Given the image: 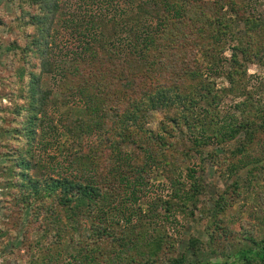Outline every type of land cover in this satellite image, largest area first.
<instances>
[{
  "label": "rangeland",
  "instance_id": "rangeland-1",
  "mask_svg": "<svg viewBox=\"0 0 264 264\" xmlns=\"http://www.w3.org/2000/svg\"><path fill=\"white\" fill-rule=\"evenodd\" d=\"M59 1L63 14L62 19L57 21L56 39L51 50L53 71L50 74H43L42 59L36 54L32 43L37 30L29 23L30 18L41 10L38 5L31 4V0H0V264H33L38 259L41 261L42 254L34 247L39 242L46 246L52 245L55 233L60 231L55 227V223L50 222L52 218L48 217L45 210L36 219L38 203L33 202L31 205L33 208L27 210L20 205L21 190L14 188L13 183L21 181V177L7 172V169L17 161L19 153L24 155L33 167L36 163L45 166L44 179H47L78 171L79 166L76 163L78 158L90 154V146L93 145L96 151L97 148L100 149L97 157L92 158L94 168L97 165L96 169L100 175L105 176L109 166L116 160V155L114 156L107 143L109 137L111 139L114 137L116 143L120 144L123 158L130 161L138 171L131 172L132 177L138 176L139 185L136 192L132 195L126 190L123 192L124 197H121L124 204L137 214L133 216L135 224L126 229L128 237L131 239L138 237L143 242V238L151 241L165 235L170 242L163 248V251L168 250L170 253L167 251L168 254L164 257L162 251L158 264H167V257L178 256L187 251L189 264H214L224 261L232 256L236 249L245 246L249 236L261 240L264 237V133L259 136L247 154L237 156L233 153L240 146L238 140L219 144L209 139L221 136L218 129L226 126L228 123L226 119L239 115L236 105L246 99L251 98L257 107L264 110V30L255 32L252 38L254 47L250 54L256 52L259 57L246 58L238 52L241 67L247 70V94H241L243 93L241 87L238 92L230 91L232 85L225 76V72L227 75L233 70L234 47L246 49L251 46L245 23L240 21L252 14L264 20V0H237L240 4L236 10L237 16L229 12L231 0H226L222 15L238 21L239 24L233 28L232 34L223 33L220 40L212 41L211 36H207V43L203 49L210 50L207 55L203 52L198 53L192 47L186 49L176 39L168 37L166 40L160 34L156 36L159 41L148 53L152 63L160 62L161 57L170 63L185 61L191 64L199 61L193 67L201 66L203 69L210 66L212 61L218 62L222 59L217 74H204L205 83L215 85L213 98L219 96L221 100L208 105L212 102V96H205L208 94L207 89L196 87L197 83L189 82L184 85L183 82H179L181 92L185 95L190 93L189 97H194L193 105L188 101L186 102L188 107H184L183 103L178 102L174 104L172 110L159 109L148 112V120L143 122L142 127L146 133L151 132L157 137L155 142H149L150 144L144 141L145 146L150 149L149 152L139 149L138 145L129 144V141L120 142L119 130L111 118L106 120V126L99 138L92 135L87 139L78 128L80 123L75 121L84 120L88 111L85 105H81L79 95L69 88L70 83L64 82V78L73 67L71 60L75 59L76 51H81V44L85 46L88 39L82 43L78 42V36L73 34L74 30L71 33V29L75 24L90 29L93 26V30L90 31L99 36V42L104 41L107 37L106 31L104 32L99 22L91 25L94 23L92 21L99 15L102 17V14L120 12L118 8L111 9L108 0ZM111 1L128 8L125 0H109ZM179 1L187 3L186 0ZM206 10L208 13L213 12L207 7ZM107 20L108 18L105 19ZM194 41L198 45L202 44L200 38H195ZM121 54L120 58L112 54L110 59L116 58L112 62L109 58L104 59V56L96 59L98 67L101 65L104 71H107L103 81L97 79V83L103 82L105 88L110 89L105 97L107 101H104V109H113V105L119 103L118 95L123 93L126 83L131 80V77H128L131 61L126 59L125 53ZM209 54L211 56L208 57ZM118 59L121 60V65H117ZM126 60L129 63L122 65ZM140 68L143 72L147 70L141 63ZM25 69L27 77L20 79V74ZM65 69L69 70L65 72ZM138 71L141 72V69ZM32 73L41 77L38 79L39 86L44 92L51 94L44 108L38 107L28 92ZM113 73H118L119 79L113 77L111 75ZM147 78L150 79L149 75L144 77V80ZM161 80L168 86L173 84L166 79ZM182 112L186 113L190 126L184 121ZM36 113L39 117L37 119L34 116ZM173 119H178L176 124L172 123ZM213 121L217 124L216 127L213 126ZM65 127H74L75 137L66 135ZM130 131L137 138L141 136L139 129ZM28 132L33 139L28 137ZM161 137L167 145L158 144ZM195 140L201 143L200 146H195ZM149 153H153L154 157L150 158ZM257 160H262L260 167L251 171ZM87 171L93 172L89 169ZM25 173L31 181L40 179L38 177L40 171L37 168L27 170ZM191 175H195L199 182L197 184L205 188L204 194L197 197L198 200L195 202L188 201L191 197L189 190L192 189L194 181ZM25 182L29 185L28 181ZM236 184H239V188L235 186ZM222 199H225L221 204L224 206L223 211L212 214L217 206L216 201L220 202ZM184 200L188 201L186 214L178 208V204ZM48 204H52L51 200L47 201ZM167 206L171 209L169 214L166 211ZM190 212L193 214L190 215ZM94 217L90 223L99 222L98 216ZM215 221L220 224L219 227H215ZM88 227L82 225L78 226L77 230L72 228L68 231L63 230V239L59 240V247L50 251L51 259L47 260V264H84L85 251L81 254L78 251H81L91 239ZM48 228L51 230L49 233ZM210 233L214 234L215 239L212 244L208 242ZM196 238L204 243L200 252L188 250L191 240ZM104 241L108 247L111 246L108 240ZM70 243L74 247H71ZM171 245H174V248ZM58 250H62L63 255L58 256Z\"/></svg>",
  "mask_w": 264,
  "mask_h": 264
},
{
  "label": "trees",
  "instance_id": "trees-1",
  "mask_svg": "<svg viewBox=\"0 0 264 264\" xmlns=\"http://www.w3.org/2000/svg\"><path fill=\"white\" fill-rule=\"evenodd\" d=\"M163 1L166 3L161 4L160 2ZM186 1L187 3L184 4L185 1L182 3L179 0L170 2L166 0H125L128 7L126 9L124 5L114 4L115 1L109 2L108 0V4L112 6L111 9L118 8L120 13L102 14V17L99 15L98 17L100 18L97 17V19L92 21L94 23H91V25L99 22L104 32L106 31V39L100 42L98 41L99 36L90 31L93 30V26L90 29L75 24V27L71 29V33L74 30L73 34L78 36V42L82 43V41H87L88 39L85 46L81 44L82 50L76 51L75 59L71 60L73 67L70 71L65 69V72H68L64 78V82L67 83L68 81L70 83V85L68 84L69 88L79 95L81 105H85V108H87L88 112L85 113L84 120L77 119L75 121L80 123L78 128L87 139L91 138L92 135H97L98 138L101 137L104 126H106V120L111 118L113 122L115 121L116 129L119 130L118 138H120V142L127 143L129 141V144L138 145L139 149L149 152L150 149L145 146L144 141L151 143L157 137H154L151 132L146 133V130L142 127L143 122L148 120V112L159 109L172 110L174 104L178 102L183 103L184 107L188 101L190 105H193L194 97H189L190 93L185 95L184 92H181L179 82H183L184 85L193 82L197 83L196 87L207 89L208 94H205V96H212V102L207 99L210 102L208 105H211L213 101L221 100L219 96H214L213 98V93L216 91L215 85L206 84L204 74H217L221 68L222 59L218 62L212 61L210 66L203 69L201 66L193 67L199 61L191 64L185 63V61L170 63L168 61L165 62L162 59L163 57L160 58V62L152 63L149 60L148 53L156 47L159 41L156 36L159 34L166 40L168 37L178 40L186 49L192 47L198 53L203 52L207 55L210 50H203L205 43H207V36H211L212 41L220 40L219 38L223 33L226 32V35L232 34L233 28L239 24L238 21L227 19L222 15L223 5L226 0ZM230 2L229 12L237 16L238 12L236 10L240 4L237 0L236 2L234 0ZM31 4L38 5L41 10L37 15L31 17L29 21L37 30L36 35L32 39L33 47L36 54L42 59L41 73L50 74L53 71V63L50 56L54 40L56 39L57 21L62 19L63 14L61 12V4L59 0H31ZM220 6H222L221 9H218ZM206 7L212 9L213 12L208 13ZM105 10L108 11V9ZM107 18L108 20L105 21ZM155 21H157L156 24ZM240 22L245 23L246 33L250 37L251 46L246 49L234 47L233 70H230L227 75L225 72V76L232 85L230 91L238 92L241 87L240 89L243 90L241 94L246 95L248 88L247 70L241 67L238 52L242 53L246 58L247 56L259 57L256 52L250 54V51L254 47L252 40L254 33L264 30V20L252 14L247 18H243ZM195 38H200L202 44H196ZM121 52L125 53L126 59L131 61V67H129L130 75H128L131 80L128 81V84L126 83L123 93L120 96L118 95L120 98H118L119 103L113 105V109H104V101H107L105 97L110 89L105 88L106 86L103 85V82L97 83V79L103 81L107 76V71H104V67L101 65L98 67L99 64L96 63V59L103 56L104 59H110L112 54L120 58L122 56ZM115 59L114 57L110 60L112 62ZM128 60L122 65H127L129 63ZM120 63L121 60L118 59L117 65H121ZM140 63L147 68L145 72L140 68ZM101 67L102 69H99ZM139 69H141V72L138 71ZM25 72L26 69L20 74V79L27 77ZM111 75L119 79L117 77L118 73ZM148 75L151 80L148 78L144 80V77H148ZM40 78L32 73L28 83L30 85L28 92L34 103L38 107L44 108L51 94L50 92H44L42 87L39 86L38 79ZM161 79H166V81L173 82V84L168 86ZM96 92L98 93L95 94ZM251 100V98L246 99V101L236 105V111L239 112V115H233L231 118L226 119L228 122L226 126L218 129L221 132V136L218 135L213 139H209L219 144L238 140L240 146L234 151V156L247 154L259 136L264 133V110L257 107ZM185 110L187 111L186 108ZM40 112H42V109H40ZM185 114V112L181 113L184 121L190 126L189 119ZM34 116L35 119L39 118L38 113ZM176 120L178 119H173L172 123L176 124ZM213 126L216 127L217 124L214 123ZM65 128L67 129L66 135L75 137L76 131L74 127ZM131 129H139L141 136L139 138L133 136ZM164 131L166 133L165 129ZM242 135L244 136L241 137ZM28 137L33 139L29 132ZM64 137L65 135L63 134ZM162 140L163 137L159 141L157 140L158 144L167 145ZM107 143L110 145V149L113 150L114 156L116 155V160L109 166L108 173L105 176L100 175L96 169L97 165L94 168L95 165L92 158L97 157L100 149L97 148L96 151V147L93 145L90 146V154L78 158L76 162L77 166H79L78 171H71L66 175L59 174L55 177L44 179L46 167L39 163H36L35 167H33L31 162L27 161L26 157L21 153H19L15 164L7 169L8 174L15 173L18 178L21 177V181L13 183L14 188L21 190L20 205L22 204L27 210L33 208L31 206L33 202L38 203L36 219L45 210L48 217L52 218L50 222L55 223V227L60 229L59 232L55 233L56 236L52 245L47 244L46 246L40 242L37 243L34 248L42 254V260L39 261L38 259L33 264H47V260L51 259L50 251L52 248L59 247V240L62 241L63 239V230L68 231L71 228L77 230L78 226L82 225H85V227L86 225L89 226L88 232L91 235L90 241L85 244L81 251H78L80 254L85 251L84 264H158L160 261V254L164 250L163 248L170 243L165 235L151 241L142 237L143 242L138 237L135 239L128 237L126 229L135 224L133 216L137 214H134L136 212H132L130 207L124 204L122 198L124 197L123 192L126 190L131 192L132 195L136 192V188L139 185L138 176L132 177L131 172L138 171L130 161H125L120 144L116 143L114 137L113 139L109 137ZM194 144L198 147L201 143L199 144L195 140ZM28 152L31 151L28 150ZM149 156L150 158L154 157L153 153H149ZM261 161L257 160V164L251 171L257 170ZM32 168H37L40 171L38 176L40 179L31 181L26 176L25 171ZM15 169H20V171ZM87 169L93 172L89 173ZM193 172L195 173V171ZM191 177L194 181L191 185L192 189L189 190L191 197H189L188 201L195 202L197 197L204 194L205 188L197 184L199 182L196 180L195 175H191ZM25 180L28 181L29 185L26 184ZM235 186L239 188V184ZM25 193L27 194L24 195ZM48 200H51L52 204L47 205ZM188 201L184 200L178 204V208L183 214L188 212ZM223 202H225V199L220 202L219 200L216 201L217 206L212 211V214H218L223 211L224 206L221 205ZM166 211L168 214L171 212L169 206H167ZM191 214L193 212H190ZM94 215L98 216L100 220L93 224L90 221ZM214 224L215 227L220 226L217 221ZM50 231L48 228L47 233ZM104 239L109 241L110 247L106 245ZM213 240H215L214 234L210 233L209 244H212ZM70 245L74 247L73 244L70 243ZM203 245L204 243L201 239H192L188 250L193 249L194 252H200ZM171 247L174 248V245H171ZM167 251H163L164 257L167 256L169 252ZM187 252H182L178 256L167 257V264H189ZM57 254L58 256L63 255L62 250H58ZM214 264H264V237L258 240L256 237L249 236L245 246L236 249L235 253L224 261H218Z\"/></svg>",
  "mask_w": 264,
  "mask_h": 264
}]
</instances>
